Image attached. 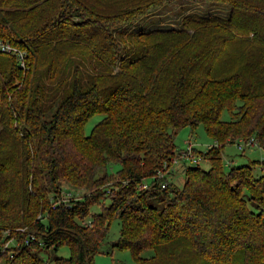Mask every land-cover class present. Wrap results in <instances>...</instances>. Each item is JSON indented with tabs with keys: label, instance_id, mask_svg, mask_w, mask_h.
Masks as SVG:
<instances>
[{
	"label": "trees",
	"instance_id": "16d2710c",
	"mask_svg": "<svg viewBox=\"0 0 264 264\" xmlns=\"http://www.w3.org/2000/svg\"><path fill=\"white\" fill-rule=\"evenodd\" d=\"M165 1L0 0V36L24 62L0 50V264H48L40 247L61 242L54 264H92L114 215L112 244L140 264H264V159L225 170L221 154L257 147H238L249 136L264 149V0H219L225 16L119 43L114 26ZM198 123L212 142L192 151L209 166L186 163L178 184L164 163Z\"/></svg>",
	"mask_w": 264,
	"mask_h": 264
},
{
	"label": "rangeland",
	"instance_id": "374dc122",
	"mask_svg": "<svg viewBox=\"0 0 264 264\" xmlns=\"http://www.w3.org/2000/svg\"><path fill=\"white\" fill-rule=\"evenodd\" d=\"M228 10L229 4L219 0H167L163 4L151 9L149 12L137 16L130 22L114 26L112 32L119 40V43L122 44L126 41L128 31H134L139 28L148 29L158 25L178 26L183 15L191 12L203 15L216 14L225 16L228 13ZM222 114L225 116L226 111L224 110ZM101 115L102 114L98 112L92 114L84 123V131L88 133L92 124L99 119ZM174 141L177 146V151L175 153L176 156L172 158V163L168 165V168L170 169L168 171H170V173L167 174H169V178L177 183L179 182L177 179L180 176L178 174L174 175V172L178 170V172L181 173L183 172L186 163L195 162L189 158L190 154L187 150H190L191 148V152L193 153L192 147H195L196 149H205L207 144L212 142V139L206 133L203 125L198 123L193 128H190L189 125L181 126L174 133ZM221 154L223 168L226 170L233 164L248 162L249 159L262 158V155H264V149L254 147L241 152L237 149L234 142H228L224 144ZM196 161H198L199 165L203 168L209 166V161L206 158L197 157ZM260 165L261 163H255L253 170L259 172ZM117 167V164H112L110 169L115 171ZM61 184L67 189V193L70 192L75 194V192L81 193L83 191L82 187L73 186L64 181H62ZM73 188H75L74 192ZM99 209L100 205L97 202L90 205V213L96 212ZM119 231L120 221L118 216L114 215L109 220L105 237L101 240L98 250L93 253L92 264H140L132 255L131 250L128 247L112 244V242L117 239ZM39 251L40 254L47 259L48 264H54V257L56 255L68 256L70 250L67 243L61 242L56 249L51 247H40ZM151 252L152 249L146 247L140 252V254L147 256L151 254Z\"/></svg>",
	"mask_w": 264,
	"mask_h": 264
},
{
	"label": "built area",
	"instance_id": "2783aa9c",
	"mask_svg": "<svg viewBox=\"0 0 264 264\" xmlns=\"http://www.w3.org/2000/svg\"><path fill=\"white\" fill-rule=\"evenodd\" d=\"M0 50H2V51H11V50L15 51L16 56L20 59L21 64L24 65L23 50L18 48L15 45H13L8 39L3 38L1 36H0ZM237 145H238V147L243 146V145L249 146V148L252 146L260 147L257 140L253 136H249L248 138H245V139H240L239 142L237 143ZM187 152L190 154L189 158L193 161H196L197 157H195L194 154L191 152V148H190V150H187ZM262 159H264V155H262ZM174 160H175V158H174ZM172 161H173V159H172ZM168 169H169L168 164L165 163V170L164 171H166L168 173ZM158 173L162 174V171L159 170ZM5 245H6V242L3 243V246H5ZM3 246L1 247V249L3 248Z\"/></svg>",
	"mask_w": 264,
	"mask_h": 264
},
{
	"label": "crops",
	"instance_id": "0c3cea01",
	"mask_svg": "<svg viewBox=\"0 0 264 264\" xmlns=\"http://www.w3.org/2000/svg\"><path fill=\"white\" fill-rule=\"evenodd\" d=\"M258 148H260V147H258ZM176 174H178V175L180 176L178 179L176 178L177 181H179V182H177V183L181 184L182 181H183V175H182V172L179 173L178 170H176V171L174 172V175H176ZM178 175H177V176H178ZM181 175H182V176H181ZM172 176H173V175H172ZM177 176H176V177H177Z\"/></svg>",
	"mask_w": 264,
	"mask_h": 264
}]
</instances>
